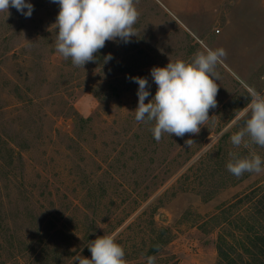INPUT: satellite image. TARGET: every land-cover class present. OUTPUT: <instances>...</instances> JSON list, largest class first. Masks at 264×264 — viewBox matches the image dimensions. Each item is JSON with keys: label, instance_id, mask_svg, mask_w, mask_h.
Returning a JSON list of instances; mask_svg holds the SVG:
<instances>
[{"label": "rangeland", "instance_id": "obj_1", "mask_svg": "<svg viewBox=\"0 0 264 264\" xmlns=\"http://www.w3.org/2000/svg\"><path fill=\"white\" fill-rule=\"evenodd\" d=\"M26 3L30 17L0 12V264H74L103 234L128 264H215L221 234L234 264H264L246 225L262 230L258 208L229 207L253 188L260 199L264 172L226 169L230 152L264 157L230 142L249 88L264 93V0H139L138 35L107 41L84 68L55 50L59 5ZM205 46L227 51L213 117L198 135L157 142L152 123L135 120L138 84L128 77H147V103L152 67Z\"/></svg>", "mask_w": 264, "mask_h": 264}, {"label": "clouds", "instance_id": "obj_2", "mask_svg": "<svg viewBox=\"0 0 264 264\" xmlns=\"http://www.w3.org/2000/svg\"><path fill=\"white\" fill-rule=\"evenodd\" d=\"M59 5L55 25V50L73 66L84 68L89 62H98L97 54L107 41L128 43L137 36L135 25L140 12L139 0H51ZM14 7L26 17H30L34 5L26 0H0V12L10 15ZM24 9H27L25 12ZM6 17V18H7ZM227 57V51L205 46L190 60L177 59L164 67L154 66L150 75L156 85L155 95H151L147 77H128L138 84V106L134 110L138 123H152L150 131L159 142L164 134L184 137L185 134L198 135L213 117L209 111L217 107L220 79L217 71ZM109 53L103 63L112 59ZM248 103L241 109L238 121L242 126L230 136L234 148H264V93L254 88L248 90ZM192 139L185 141L191 147ZM226 169L237 178L244 173L264 172V157L255 151L249 155L229 153ZM91 258L79 255L74 264H128L124 247L111 235L97 236L87 245ZM146 264H156L155 256H147Z\"/></svg>", "mask_w": 264, "mask_h": 264}, {"label": "trees", "instance_id": "obj_3", "mask_svg": "<svg viewBox=\"0 0 264 264\" xmlns=\"http://www.w3.org/2000/svg\"><path fill=\"white\" fill-rule=\"evenodd\" d=\"M259 191L258 188H253L251 189L249 192H246L245 194L238 196L235 201L231 202L229 204L230 208H234L235 206H238L244 202H248L249 204L251 202H254V205L251 207V209H255L258 208L257 213L259 215L260 218L262 217L264 219V194L263 196L259 199L257 192ZM228 207V206H227ZM224 207L223 209V213H227L229 208ZM250 207V206H249ZM253 217V216H252ZM226 218H229L228 216H226ZM230 221V219L228 220ZM246 225L248 227L247 230H250L249 232H253L252 234V238L249 236V234H247V237H250L251 242L254 243L255 247L258 250H261L262 252H264V222L260 221L259 225L261 227L262 230L256 229L254 224L250 223V220H247ZM228 238L224 235L221 234L218 238V244H217V249H218V253H219V260L215 263V264H234L235 263V259L231 256V254H229L228 248L230 247V249H232L233 251L237 252V250L234 248L235 246L233 245H229L228 247ZM242 245L245 246V243L242 242ZM158 247L157 244L154 245L152 252H155ZM228 247V248H227ZM248 250V246H245ZM251 251V250H249ZM146 264V262L144 263Z\"/></svg>", "mask_w": 264, "mask_h": 264}]
</instances>
